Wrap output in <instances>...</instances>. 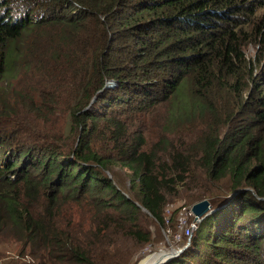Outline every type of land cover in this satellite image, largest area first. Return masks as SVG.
<instances>
[{"label": "trees", "instance_id": "trees-1", "mask_svg": "<svg viewBox=\"0 0 264 264\" xmlns=\"http://www.w3.org/2000/svg\"><path fill=\"white\" fill-rule=\"evenodd\" d=\"M245 3L0 0V264H131L161 245L165 212L173 226L207 197L218 209L160 264H264V82L245 60ZM157 108L165 135L146 150L136 119Z\"/></svg>", "mask_w": 264, "mask_h": 264}, {"label": "rangeland", "instance_id": "rangeland-1", "mask_svg": "<svg viewBox=\"0 0 264 264\" xmlns=\"http://www.w3.org/2000/svg\"><path fill=\"white\" fill-rule=\"evenodd\" d=\"M250 1V2H249ZM248 3H252L253 6L255 7L256 13L254 15H250V22L246 26L247 30L249 31V34L251 36V39L247 42L244 43L243 45V51L245 52V60L247 61V67H249L252 72L254 73L253 78L256 79V82H260L262 77V82H264V0H246V5ZM252 32V33H251ZM254 36V37H253ZM253 37V39H252ZM115 83L111 80L107 81L106 86H114ZM251 85V81H249V85ZM263 92H264V85L262 86ZM247 91V90H246ZM43 113L44 109L42 110ZM59 115L56 117V120H59L60 122L63 121L64 116L61 113H58ZM141 116L137 117L136 123L138 124L139 127H143L145 133H146V150H148L150 144L153 142H156V140L160 139L165 135L163 129H161L163 118H164V111L163 108H157L155 110V113H139ZM24 116H29L28 114H24ZM48 117L50 114H47ZM59 133V132H58ZM197 134L196 132L191 133V137H195ZM178 138V137H177ZM179 139H182L179 137ZM153 140V141H152ZM152 141V142H151ZM188 170L190 174V178L194 179V183L191 184V189L194 194L198 193L199 191L202 190V186H199V175L198 169H194L193 167H190ZM116 177L115 180L117 182V185L122 189V190H127L129 187V181L127 180L126 172L121 170L120 168L116 170ZM187 172V171H186ZM186 174H183V177H186ZM228 180H223L221 183L220 188H222L224 191L226 189ZM204 199H208L204 198ZM190 202V201H189ZM199 202V201H197ZM193 203L191 202L190 204L184 206V209H187L190 207ZM183 204V202H178L177 206H180ZM145 212V211H144ZM171 211L165 212V226L162 227V236L164 237V240L162 241L161 245L159 246H154L153 248H145L143 247L142 250L135 255V261L133 260L131 264H137L139 261H141L144 257L150 256L151 254L155 252H166L169 253V251H176L182 249L184 246L183 244V238L177 234L179 230L185 228H179L178 224L181 223L182 219H184V213L185 211L179 212L177 215H175V220H174V225L171 226V220L168 218L170 215ZM147 213V212H146ZM176 224V225H175ZM169 226V227H168ZM176 226V227H175ZM168 227V229H166ZM187 244V243H186ZM150 246V245H149ZM147 246V247H149ZM16 244H13L10 246L9 249L11 252H14L16 249ZM183 252V251H182ZM181 252V253H182ZM181 253L178 255H171L173 257L169 258H176L179 256ZM169 260L165 262H169ZM163 263V262H162Z\"/></svg>", "mask_w": 264, "mask_h": 264}, {"label": "water", "instance_id": "water-1", "mask_svg": "<svg viewBox=\"0 0 264 264\" xmlns=\"http://www.w3.org/2000/svg\"><path fill=\"white\" fill-rule=\"evenodd\" d=\"M143 211L145 212H149L147 211V209L141 207ZM191 211L193 212V214L195 215V220L198 222H201L204 218L207 217V215L215 212L218 208H211L209 199H203L199 202H195L193 203L191 206ZM184 250V247L180 250H176V251H171L170 255L167 257L166 255L162 256V259H158L157 261H154L150 264H160L162 262L167 261V259L169 260V258L173 257L171 255H178L179 253H181ZM164 253V252H163ZM138 264V263H137Z\"/></svg>", "mask_w": 264, "mask_h": 264}, {"label": "built area", "instance_id": "built-area-1", "mask_svg": "<svg viewBox=\"0 0 264 264\" xmlns=\"http://www.w3.org/2000/svg\"><path fill=\"white\" fill-rule=\"evenodd\" d=\"M185 215L184 219H182L181 223L178 224L179 228H183L177 232L183 239H185L186 243H188L190 237L192 236L194 230L196 229V225L199 223L195 220V215L191 211V208L188 207L187 209H184Z\"/></svg>", "mask_w": 264, "mask_h": 264}, {"label": "bare ground", "instance_id": "bare-ground-1", "mask_svg": "<svg viewBox=\"0 0 264 264\" xmlns=\"http://www.w3.org/2000/svg\"><path fill=\"white\" fill-rule=\"evenodd\" d=\"M170 253H171L170 251H169V253L155 252V253L151 254L150 256L144 257L141 261L138 262V264H150L154 261H157L158 259H162L163 258L162 256H164V255H166L168 257L170 255Z\"/></svg>", "mask_w": 264, "mask_h": 264}]
</instances>
